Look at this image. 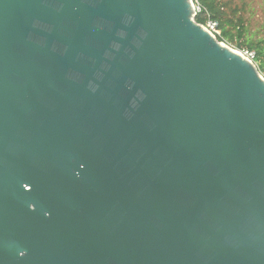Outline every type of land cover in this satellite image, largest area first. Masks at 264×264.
Wrapping results in <instances>:
<instances>
[{"label": "water", "instance_id": "95a60500", "mask_svg": "<svg viewBox=\"0 0 264 264\" xmlns=\"http://www.w3.org/2000/svg\"><path fill=\"white\" fill-rule=\"evenodd\" d=\"M0 264H264V77L192 0H0Z\"/></svg>", "mask_w": 264, "mask_h": 264}, {"label": "trees", "instance_id": "16d2710c", "mask_svg": "<svg viewBox=\"0 0 264 264\" xmlns=\"http://www.w3.org/2000/svg\"><path fill=\"white\" fill-rule=\"evenodd\" d=\"M204 7V11L197 15L195 20L204 23L207 13L220 24L221 36L219 41H226L238 49H252L256 51V63L258 62L259 71L264 70V39H253L243 16L238 15L239 7L229 10L228 3L223 0H199Z\"/></svg>", "mask_w": 264, "mask_h": 264}, {"label": "rangeland", "instance_id": "374dc122", "mask_svg": "<svg viewBox=\"0 0 264 264\" xmlns=\"http://www.w3.org/2000/svg\"><path fill=\"white\" fill-rule=\"evenodd\" d=\"M228 3L227 8L230 12L231 9L239 7L238 15L244 17L247 26L252 34L255 41L264 39V0H223ZM223 44L229 46L230 48L240 51L241 49L234 48V45L222 41ZM264 59V58H263ZM258 67V62H257ZM261 75L264 77V70L260 71Z\"/></svg>", "mask_w": 264, "mask_h": 264}, {"label": "built area", "instance_id": "2783aa9c", "mask_svg": "<svg viewBox=\"0 0 264 264\" xmlns=\"http://www.w3.org/2000/svg\"><path fill=\"white\" fill-rule=\"evenodd\" d=\"M192 5L194 9V18H196L197 15H199L205 10L199 0H192ZM200 24L204 29L209 31L216 38H219L221 36V29H220L219 21L217 19L212 18L208 13H207L206 21ZM239 53L242 56H244L246 59H248L249 61L253 62L255 65L257 64L255 50L243 48L239 51Z\"/></svg>", "mask_w": 264, "mask_h": 264}]
</instances>
